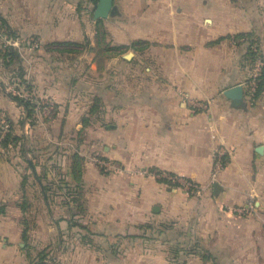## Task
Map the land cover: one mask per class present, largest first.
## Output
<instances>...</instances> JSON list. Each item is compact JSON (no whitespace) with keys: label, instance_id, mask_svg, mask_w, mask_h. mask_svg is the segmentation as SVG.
Returning a JSON list of instances; mask_svg holds the SVG:
<instances>
[{"label":"crops","instance_id":"1","mask_svg":"<svg viewBox=\"0 0 264 264\" xmlns=\"http://www.w3.org/2000/svg\"><path fill=\"white\" fill-rule=\"evenodd\" d=\"M112 2L94 18L98 1L0 0V49L15 41L53 106L29 122L0 58V120L19 137L0 144V264H264V87L247 94L264 0Z\"/></svg>","mask_w":264,"mask_h":264},{"label":"trees","instance_id":"2","mask_svg":"<svg viewBox=\"0 0 264 264\" xmlns=\"http://www.w3.org/2000/svg\"><path fill=\"white\" fill-rule=\"evenodd\" d=\"M93 4H96L98 0H90ZM3 23H1V25L4 24V21H2ZM30 39V38H29ZM34 39V38H32ZM33 42V41H32ZM56 43L57 46H67L71 43L68 42H54ZM29 47V46H28ZM30 48V47H29ZM60 49H67L66 47H62ZM19 50L17 47H15L12 44H7L4 43L3 49H0V58L2 59V63L10 70L16 69V75L19 79V82L17 83L18 85H24V87H30L28 81L25 78V73H24V69L20 63V57H19ZM249 57H251L252 59L255 58V53L253 51H249L248 53ZM15 65V66H12ZM255 81V91L253 93V98L256 96H258V94L261 92V90L264 87V73L261 71H259L258 75H256L254 78ZM9 96L15 100V102L17 104H19L21 107L24 108L25 110V116L27 118V120L31 123L35 122V118H33L34 116V106H35V100H32L30 98H24L22 96H17V95H11L10 93H8ZM93 107H96L93 106ZM19 137L18 136H14L12 134H10V130L8 132H6V134L4 135V137L0 140V144L2 146L6 145L9 142H16V140H18ZM226 161V156H223V162ZM162 180L167 181L169 184H173L171 183L167 178H162Z\"/></svg>","mask_w":264,"mask_h":264},{"label":"built area","instance_id":"3","mask_svg":"<svg viewBox=\"0 0 264 264\" xmlns=\"http://www.w3.org/2000/svg\"><path fill=\"white\" fill-rule=\"evenodd\" d=\"M11 43H14L15 41L14 40H10ZM38 45L37 41H33L30 43L29 47L32 49L34 47H36ZM260 67H261V60L258 58L256 60V65H255V68H254V77L256 75H258L259 71H260ZM26 89V88H25ZM247 90H248V99L250 101H252L253 99V93L255 91V81L253 79V81L247 85ZM52 105L51 101L46 98V97H38L36 98L35 100V106H34V110H35V114H38V115H47V112H48V108ZM195 107H198V108H205V104L203 102H195L194 103ZM8 129H5L4 128V131H7ZM3 131V132H4ZM2 137V135H1ZM225 149L219 147L217 148L214 153H213V159H214V164H213V171H212V178L215 179L217 173L222 169V167L224 166V163L223 162V156H225ZM104 163V162H102ZM167 177V179L173 183V184H176L178 185V187L185 193L187 194H191V193H197L201 190V187L199 184H197L196 182L190 180V179H187V178H184V177H181V176H178V175H175V174H168V175H165ZM249 207H252V203H249ZM246 209H244L243 207H241V209H239V213H244Z\"/></svg>","mask_w":264,"mask_h":264},{"label":"rangeland","instance_id":"4","mask_svg":"<svg viewBox=\"0 0 264 264\" xmlns=\"http://www.w3.org/2000/svg\"><path fill=\"white\" fill-rule=\"evenodd\" d=\"M37 41V43L39 42L37 39H24L23 40V43H25L24 45H27L29 46L30 43L32 41ZM5 43L7 44H12L10 40H6ZM39 46V43L36 47L32 48V49H36L38 48ZM52 53V52H50ZM59 54H57L58 56ZM69 55H72V54H69ZM69 55H62L61 57H58L59 59H62L64 60L63 62H68V61H72L70 60L68 57ZM19 57H20V63L24 69V73H25V78L26 80L28 81L30 87H24V85H18L17 83L19 82V79L16 75V69L15 70H11V72L9 73L10 70H8V68H6V78H7V83H6V89H7V93H10L11 95H17V96H22L24 98H30L32 100H36V98H38L36 96V93H35V87L34 85L32 84V72H31V67L28 66L27 64H23V61H24V58H25V54L24 52L21 51V53H19ZM2 61V59H1ZM12 66H15V65H12ZM16 67V66H15ZM3 71L4 69L2 68V65H0V76H3ZM20 83V82H19ZM43 97V96H42ZM51 105V104H50ZM52 109H53V106L51 105L49 108H48V112H47V115H40V118H37L36 114H35V110H33L34 112V116L33 118L35 119H38V120H41V121H46L47 118L46 117H50L51 114H52ZM8 123H6V121H2L0 120V140L4 137V135L6 134V132H8L10 129L8 127ZM4 128L5 129H8L7 131H4ZM4 131V132H3ZM2 135V137H1ZM253 206V204H252Z\"/></svg>","mask_w":264,"mask_h":264},{"label":"water","instance_id":"5","mask_svg":"<svg viewBox=\"0 0 264 264\" xmlns=\"http://www.w3.org/2000/svg\"><path fill=\"white\" fill-rule=\"evenodd\" d=\"M113 2L112 0H98V3L93 12L94 18L107 17L112 14ZM224 95L232 100H241L243 98V86L241 84H235L223 91ZM220 185L218 182H214L213 189L218 192Z\"/></svg>","mask_w":264,"mask_h":264}]
</instances>
